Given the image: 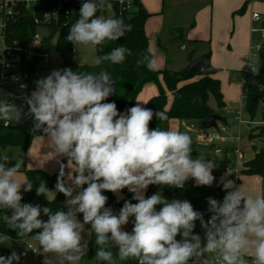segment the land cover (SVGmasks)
Here are the masks:
<instances>
[{
    "label": "clouds",
    "instance_id": "clouds-1",
    "mask_svg": "<svg viewBox=\"0 0 264 264\" xmlns=\"http://www.w3.org/2000/svg\"><path fill=\"white\" fill-rule=\"evenodd\" d=\"M103 5L104 0L82 3L66 40L75 47L102 45L132 30L122 18L98 16ZM131 55V49L119 46L96 56L92 63L122 64ZM136 65L149 71L160 67L150 52L138 58ZM114 82L106 70L84 73L71 68L53 70L35 82V90L25 100L27 115L34 121L32 132L48 137L53 156L67 158L72 184L80 191L73 195L75 188L66 186L62 164L56 191L67 198V211L21 203V189L31 191L33 183L19 178L23 161L9 167V158L3 157L0 209L12 211L11 216L3 215L6 228L20 238L35 233L33 239L43 253L54 254L59 264H79L86 256L85 225L95 234L96 260L106 264H118L117 257L135 259L138 264H264V194L256 195L243 185L234 187L227 180L222 202L208 198L212 215L207 221L187 200L169 201L159 192L145 197L150 185L182 189L187 180L194 179L197 185L211 186L216 163L200 155L192 158L188 133L170 126L150 129L154 116L169 120L166 112H153L137 103L121 113L114 102H104L115 92ZM20 116L14 104L0 102V119L6 124L18 122ZM125 188L137 203L125 201L119 214H114L106 207L108 197L103 192ZM36 193L49 200L52 192L42 181ZM158 205H162L159 210ZM130 217H134L133 228L128 232L124 226ZM197 220L205 230L204 243L194 234ZM9 240L7 233L0 234V244ZM19 260L16 252L0 256V264ZM44 264L51 262L45 259Z\"/></svg>",
    "mask_w": 264,
    "mask_h": 264
},
{
    "label": "trees",
    "instance_id": "trees-1",
    "mask_svg": "<svg viewBox=\"0 0 264 264\" xmlns=\"http://www.w3.org/2000/svg\"><path fill=\"white\" fill-rule=\"evenodd\" d=\"M120 0H104L103 7L97 12V15H103L105 17L122 18L125 24H130L132 30L126 32L124 37L118 41H106L102 45H96V56L108 54L113 48L124 46L131 49L133 55L126 56L125 61L122 64H111L110 62H104L103 64L96 65H78L75 62L74 45L66 40L71 26L79 18V10L82 3L86 0H41V4L38 7V17L52 8H59V12L62 15V24L54 29L58 33L56 39V49L61 62L60 70L65 68H71L75 72L84 73H97L101 70H106L112 79L115 80L113 87L115 92L110 95L104 102H114L117 105L119 112L123 113L127 109L134 106V103L141 93L143 88L147 84H155L159 89V94L151 98L146 104L145 108L156 111H164L169 117L168 121L177 120L180 122H203L212 115H219V111L225 108L223 94L221 90V84L218 79L214 77L219 72V69L214 68L210 63L211 52H207V59L204 62L205 71L201 72L198 69L195 71L182 70H158L149 71L146 67H137L136 60L142 55L149 54V38L146 34V23L151 18V14L147 12L142 5L141 0H130L131 5H120ZM252 0H246L241 9L240 14H243L246 7ZM260 3H264V0H257ZM66 12H69L68 15ZM36 28L34 19L23 18L15 23L10 29V40L20 42L22 46H27L31 37L32 30ZM264 29V21L262 23ZM51 40V39H50ZM45 40V41H50ZM196 44V43H195ZM152 54V53H151ZM259 67L254 71H248L245 74L247 81L245 88V112L250 119H255L257 114L261 111V107L264 106V46L258 51ZM37 61H35L28 68L29 78L27 83L28 91H34L36 88L35 82L39 80L36 77ZM164 84V87L163 85ZM169 93V97L167 95ZM215 101V108L210 106V101ZM28 113V106L26 104L24 109V122L20 126H5L0 121V160L3 159L2 150L8 147L20 148L23 151L26 158L33 141L36 138L43 137L38 133L32 132L33 118ZM221 117V116H220ZM166 121L157 120L155 116L150 122V129L163 126ZM221 122L226 123V119L221 117ZM259 133L254 138L262 140L264 143V113L262 114V127L258 129ZM65 165L64 172L66 176V161L62 162ZM61 164V165H62ZM228 166L227 158L222 162V169ZM25 167V166H24ZM234 169V166L232 167ZM61 166L59 171L50 175L43 171H33L23 169V172L28 181L33 183L31 191L25 192V197L21 203H30L32 205H39L41 208L50 207L53 211L64 210L67 211L65 206V195L56 191V197L54 200H48L43 195H37L36 189L40 182H45L47 188L52 191L56 190V184L60 175ZM216 174L214 177L218 179L221 175ZM244 176H260L264 175V145L256 152L254 157L245 162L243 168L240 170ZM64 176V180H65ZM86 187V185H85ZM125 197L123 199H117L110 191L103 192L108 197L106 207L114 210L116 207H123L125 201H131L137 203L133 199V193L129 192L127 188L123 189ZM160 193L165 199L171 201L174 199L189 201L194 210L203 214L205 221L209 220L212 213L208 210V198L211 197L219 202L223 201L226 192L223 187L220 186H197L188 181L185 182L184 187L172 188L168 186L150 185L146 192V198L150 197L154 193ZM162 205L157 206V210ZM11 216L12 211L10 209H0V234L7 233L10 239L15 241L25 240L27 238H33L35 233L26 237H17L16 232L7 229L3 222V215ZM41 219L47 220V216L41 213ZM82 221V214L78 217ZM134 220V217H132ZM89 233V244L86 256L81 260L82 264L92 262L96 260L95 251V234L90 232V225H86ZM38 231V230H37ZM131 232V231H128ZM194 234H199L204 239L205 230L201 227L199 220L195 222ZM180 240L181 237L177 236ZM114 254L117 252L115 248H112ZM12 253L7 249L0 247V256H9ZM41 259V256H40ZM118 264H138L135 259H123L118 257ZM97 264H106V262L96 260ZM191 264V262H190Z\"/></svg>",
    "mask_w": 264,
    "mask_h": 264
},
{
    "label": "rangeland",
    "instance_id": "rangeland-1",
    "mask_svg": "<svg viewBox=\"0 0 264 264\" xmlns=\"http://www.w3.org/2000/svg\"><path fill=\"white\" fill-rule=\"evenodd\" d=\"M245 1L246 0H215V2L214 0H147L146 9L152 16L147 23L146 34L150 42V51L152 55L157 58L160 71L182 69L188 59V55L193 51L192 48L197 49L199 53L211 52V57L214 58L215 64L217 65L216 68L219 69L217 79L220 81L223 99L226 105L228 106L231 104L235 108L241 109L242 119L250 121L251 123L249 125L239 124L235 120L233 121L230 116L226 115L224 111H219V115L226 119V123L223 124V122H218V129L194 131L188 129L185 126V122H179L184 125L181 127L176 121H166L163 123L162 128H168L170 126L181 132L188 133L192 138V158L195 159L200 155L216 163V167L212 172L213 176L220 173L222 162L227 158L229 167L232 168L234 166V169L229 171L226 176H219L220 179H215L212 185L223 187L224 182L231 180L233 181L234 187L243 185L246 190L251 189L254 194L260 195L264 194V175L244 176L241 174L240 170L243 168L244 163L251 160L254 157V153L258 152L264 145L262 140L254 138L259 133L258 129L262 127L264 106L261 107V111L253 120L250 119L244 109L246 100L245 88L247 84L245 74L248 72L250 62L248 59L250 44L253 39V42L259 41L264 46L261 32L251 33V28L253 27L259 31L263 29L264 4L259 3L257 0H252L246 7L245 12L240 14L239 10ZM253 14H258L260 16V22L251 24ZM95 47L96 45L74 46L75 62L81 66L94 65L89 62H92L96 57ZM49 53L51 55L50 63L46 66H40V70L36 75L39 79L47 77L53 70H60L61 62L56 49V41L54 40L49 45ZM256 55V63H254V65L259 66L258 53H252L251 57ZM79 61L82 62V64H79ZM253 62L254 60H252L251 63L253 64ZM152 85L153 87H157L155 84ZM9 91L16 92L17 87L5 83L2 88H0V96L2 97L0 102L5 98L4 93L7 94ZM15 106L20 110L21 116H23L26 106L25 100H21V102L15 104ZM210 106L213 108L216 106L213 99L210 101ZM227 125L229 126L226 127ZM222 126L226 127L223 133L225 141L209 144V141L205 139L207 133H217ZM44 137L47 138V136ZM46 143V145L49 144L48 142ZM215 148L221 149L220 151L222 154L217 155ZM239 154L243 158L240 159ZM2 155L3 157L9 158L8 164H15L16 161H23L19 171V178L21 180H27L23 169H34L28 167L27 159L23 158V151L20 148L8 147L2 150ZM53 157L52 155L51 159H53ZM64 161H66L67 165V158L62 157L59 161L58 170L55 173H47V171L45 172V170L43 171L42 169L37 170L54 175L59 171ZM39 164H44V162L40 161ZM68 173L69 167L66 166L64 182L66 186L75 188L72 184L71 176H69ZM187 181L197 185L194 179H189ZM147 189L144 192L145 196ZM78 190L79 188H75L73 195H75ZM51 192L49 196L54 194L55 191L52 190ZM21 195L23 198L25 197L23 188L21 189ZM113 195L117 199H123L125 197L122 190L113 193ZM121 208L122 207H116L114 214L118 215ZM132 221V217H130L129 223L124 226L125 231H132ZM82 235L84 237L82 243L87 245L88 251L89 234L86 225ZM202 243H204V239H202ZM0 247L7 249L11 253L16 252L20 255V260L18 262L14 261L13 264H44L45 259L49 260L51 264H59L58 257L54 254L43 253L38 242L33 238L20 241L10 239L7 244H0ZM34 250H37L36 254H34ZM248 258L250 259V256ZM65 264H67V262H65ZM79 264H82L81 261H79ZM85 264H97V262L93 260Z\"/></svg>",
    "mask_w": 264,
    "mask_h": 264
},
{
    "label": "built area",
    "instance_id": "built-area-1",
    "mask_svg": "<svg viewBox=\"0 0 264 264\" xmlns=\"http://www.w3.org/2000/svg\"><path fill=\"white\" fill-rule=\"evenodd\" d=\"M41 4V0H0V88L7 83L9 85H15L17 91H9L5 102L12 104L20 103L21 100H26L29 91L27 89V83L29 78L28 68L35 61H37L36 75L40 70L41 65H49L51 55L49 53V45L51 42L56 41L58 33L54 29L62 24V15L59 12V8H52L44 12L41 17H38V7ZM120 5H131L130 0H120ZM21 11V13H20ZM69 12H66L68 15ZM23 18L34 19L35 27L33 29L32 37L27 46H22L20 42L10 40V29L12 26ZM254 21H260L258 14L253 15ZM53 31L52 37L50 33ZM257 32V30H253ZM262 39L264 40V29L261 31ZM50 41H45V40ZM260 50V49H259ZM254 71V69L252 70ZM226 115H235L234 120L239 124L249 125L250 121L242 119L241 109L233 110L228 109ZM4 125L11 126V122L7 123L0 119ZM226 127H220L217 133H207L206 138L209 144L215 142H224L225 137L223 133ZM221 149L215 148L217 155L222 154ZM239 158H243L239 154ZM232 168L225 167L221 171L220 176H225ZM220 177L218 178V180ZM37 253V250H34Z\"/></svg>",
    "mask_w": 264,
    "mask_h": 264
},
{
    "label": "crops",
    "instance_id": "crops-1",
    "mask_svg": "<svg viewBox=\"0 0 264 264\" xmlns=\"http://www.w3.org/2000/svg\"><path fill=\"white\" fill-rule=\"evenodd\" d=\"M214 2H215V0H214ZM255 2V1H254ZM141 3H142V5L145 7V9H146V3H147V0H141ZM260 3V2H259ZM262 4H264V3H262ZM147 10V9H146ZM254 15V14H253ZM253 15H252V18H251V24H255V23H258V22H260V21H254L253 20ZM149 22V20L147 21V23ZM147 23H146V26H145V29H147ZM255 28H251V33H258V32H260L259 30H257V29H255V30H257V32H253V30H254ZM251 38H252V36H251ZM261 38H262V34H261ZM263 40V39H262ZM93 46V45H92ZM149 46H150V42H149ZM263 45L259 42V41H254L253 42V39H252V43L250 44V48H249V51H248V59L250 60V62H249V66H248V71L251 69V70H256L257 68L256 67H259V66H257V65H254V63H256V57H257V55L256 56H253V57H251V54L252 53H258V51H259V49L262 47ZM192 50H195L196 51V57H200V56H202V55H205L206 53L205 52H201V53H199L198 52V50L197 49H195V48H192ZM250 57H251V59H250ZM252 60H254V62H253V64L251 63L252 62ZM93 61V60H92ZM90 64H93L91 61L89 62ZM210 63H211V65L214 67V68H216L217 67V65L215 64V61H214V58L213 57H211L210 58ZM79 64H82V62H80L79 61ZM188 65V62H187V60H186V62H185V64H184V66H183V68L182 69H184L186 66ZM182 69H180V70H182ZM250 70V71H251ZM176 71V70H175ZM247 72V71H246ZM218 73L216 74V75H214V77L217 79L218 78ZM238 79V78H237ZM219 80V79H218ZM163 85V87H164V84H162ZM165 88V87H164ZM31 93H32V91L31 92H29V94H28V97L31 95ZM159 94V89H158V87H153V85L152 84H147L144 88H143V90L141 91V93L138 95V97H137V99H136V101H135V103H134V106L137 104V103H139L142 107H146V104L148 103V101L151 99V98H153V97H155V96H157ZM7 94L6 93H4V97L5 98H3V101L2 102H5V100H6V96ZM167 95H168V97H169V93H167ZM2 97L0 96V99H1ZM169 100H170V97H169ZM224 103H225V101H224ZM228 109H231V110H233V112H235L236 111V109L237 108H235L233 105H226V103H225V108L222 110V111H224V113L226 114V111L228 110ZM230 116V118L234 121V118H235V115H229ZM233 116V117H232ZM21 117H23V116H21ZM171 121H176V122H180V121H177V120H171ZM180 124V126L181 127H183L184 125H183V123H179ZM185 126L188 128V129H191V128H189L188 127V123H185ZM229 125H227L226 127H228ZM191 130H194V131H199V130H195V129H191ZM191 130H190V132H191ZM46 142H48V137L46 138V137H39V138H37V139H35L34 140V142H33V145L30 147V149H29V151L27 152V156H26V159H27V165H28V167L29 168H31V169H34L33 171H40V170H37V169H42L43 171L45 170V172L47 171V173H55L57 170H58V167H59V161H60V159L62 158V156L61 157H57V156H54L53 157V159H51V156H52V152H53V149L52 148H50V145L48 144V145H46L47 143ZM254 147V146H253ZM236 149V148H235ZM229 150H233V149H229ZM236 154V153H235ZM256 154V152L254 153V155ZM227 157V156H226ZM40 161H43L44 162V164H39L40 163ZM15 165V164H14ZM69 176H71V174H72V169L71 168H69ZM227 175V174H226ZM225 175V176H226ZM55 192H54V194H52V195H50L49 196V200L51 201V200H53L55 197H56V190H54ZM78 191H80V189L78 190ZM77 191V192H78ZM89 234V233H88ZM34 254H36V253H34Z\"/></svg>",
    "mask_w": 264,
    "mask_h": 264
},
{
    "label": "water",
    "instance_id": "water-1",
    "mask_svg": "<svg viewBox=\"0 0 264 264\" xmlns=\"http://www.w3.org/2000/svg\"><path fill=\"white\" fill-rule=\"evenodd\" d=\"M32 33H34L33 30H32ZM52 35H53V31L50 33L49 37H52ZM207 57L208 55L206 54L200 57H196V51L195 50L191 51L190 54L188 55V59H187L188 66L186 67V69L191 72L197 69L201 72H204L205 71L204 62L207 59ZM23 122H24V118L20 117L18 122L12 121L11 126H20L23 124ZM218 122H221V117L218 115H212L203 122H189L188 127L191 129H195V130L218 129L217 127ZM8 166L11 167V166H14V164L9 163Z\"/></svg>",
    "mask_w": 264,
    "mask_h": 264
}]
</instances>
